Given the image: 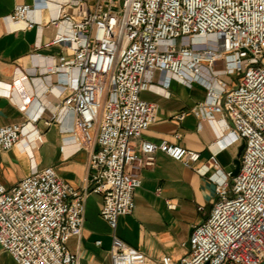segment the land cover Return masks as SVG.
<instances>
[{"label":"built area","instance_id":"obj_1","mask_svg":"<svg viewBox=\"0 0 264 264\" xmlns=\"http://www.w3.org/2000/svg\"><path fill=\"white\" fill-rule=\"evenodd\" d=\"M51 3L54 17L32 18ZM4 21L10 30L54 29L29 54L32 80L41 94L57 89L60 99L44 123L69 119L61 132L87 151L92 170L89 190L65 182L51 166L32 165L11 188L0 181V246L16 264H78L67 242L82 234L90 192L101 195L100 216L112 231L111 264H150L114 232L119 217L133 213L142 184L126 168L152 167L157 151L200 176L212 170L215 195L182 244L185 253L158 264H264V0H32L16 4ZM156 72L165 75L163 89L171 78L205 89L193 111L210 131L214 150L206 160L165 140L135 147L156 118L157 106L141 98ZM40 112L25 123H0V151L22 141L30 151L41 145L34 125ZM236 143L243 149L232 176L217 154Z\"/></svg>","mask_w":264,"mask_h":264},{"label":"crops","instance_id":"obj_2","mask_svg":"<svg viewBox=\"0 0 264 264\" xmlns=\"http://www.w3.org/2000/svg\"><path fill=\"white\" fill-rule=\"evenodd\" d=\"M18 3H32V0H0V123H25L40 112L42 105L44 110L34 125L43 134L44 142L31 151L25 149L23 141L10 150L0 151V181L11 188L30 172L32 165L38 168L51 166L65 182L77 189L89 190L92 170L88 153L76 150L70 137L61 132V128L69 127L71 121L65 118L61 125L53 121L50 126L44 123L60 99L56 97L57 89L50 94H41L42 88L32 80L29 54L38 45L46 43L54 29L22 30L11 25L13 30H10L4 17ZM56 13V3H51L48 8L32 13V18L46 22ZM41 51L55 53L58 50L42 48ZM151 79L150 89L142 92L141 98L157 106L156 118L140 140L134 141L135 147L141 140L153 143L165 140L198 151L206 160L214 150L208 143L210 131L205 125L200 127L199 116L193 111L205 99V89L197 83L187 86L174 78L163 89L165 75L158 72L153 73ZM180 112H185V117L178 121L174 116ZM241 144H233L217 154L224 173L232 171ZM136 167L138 171L126 168V171L138 173L142 180L134 194V210L131 215L119 217L114 233L127 245L143 252L150 264H158L164 256H171L176 262L186 251L182 247L185 242L183 223L186 222L185 238L188 240L194 225L209 214L215 195L214 183L208 176L213 171L200 176L160 151L156 152L152 167H143L140 163ZM101 203V195L93 192L87 195L82 234L67 242L68 249L78 257V264H111L112 231L100 216ZM199 207L202 210H198ZM97 241H100L99 245ZM0 264H16L1 246Z\"/></svg>","mask_w":264,"mask_h":264},{"label":"water","instance_id":"obj_3","mask_svg":"<svg viewBox=\"0 0 264 264\" xmlns=\"http://www.w3.org/2000/svg\"><path fill=\"white\" fill-rule=\"evenodd\" d=\"M242 149H243V144H241L240 148H239V151H238V154H237V157L236 159L234 160V167L231 171V175L234 176L237 174L238 170H239V165H240V154L242 152Z\"/></svg>","mask_w":264,"mask_h":264},{"label":"rangeland","instance_id":"obj_4","mask_svg":"<svg viewBox=\"0 0 264 264\" xmlns=\"http://www.w3.org/2000/svg\"><path fill=\"white\" fill-rule=\"evenodd\" d=\"M185 226H186V222L183 223V227H182L184 240H185V242H186L187 239L185 238V237H186V229H185L186 227H185ZM186 248H187V244H186ZM186 248H185V249H186Z\"/></svg>","mask_w":264,"mask_h":264}]
</instances>
